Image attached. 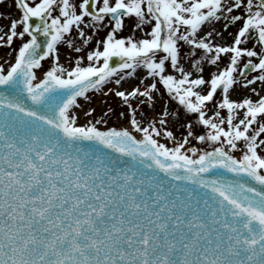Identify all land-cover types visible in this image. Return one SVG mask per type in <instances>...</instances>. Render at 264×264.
Instances as JSON below:
<instances>
[{"label":"snow or ice","instance_id":"6c2138e0","mask_svg":"<svg viewBox=\"0 0 264 264\" xmlns=\"http://www.w3.org/2000/svg\"><path fill=\"white\" fill-rule=\"evenodd\" d=\"M0 5V264H264V0Z\"/></svg>","mask_w":264,"mask_h":264},{"label":"rangeland","instance_id":"374dc122","mask_svg":"<svg viewBox=\"0 0 264 264\" xmlns=\"http://www.w3.org/2000/svg\"><path fill=\"white\" fill-rule=\"evenodd\" d=\"M7 3H11V0H6ZM3 6L0 5V8H2ZM109 103H112L113 104V107L114 108H117V111H119L120 109L117 107V105L115 103H113L111 97L109 98ZM93 107H96L97 108V113H99L102 105L100 103V100L98 98H96L94 100V103L92 105ZM124 125V126H127L126 123L123 122V120L121 118H119L118 116H112L109 120V124L108 125H100L101 127H108V126H121V125Z\"/></svg>","mask_w":264,"mask_h":264},{"label":"water","instance_id":"95a60500","mask_svg":"<svg viewBox=\"0 0 264 264\" xmlns=\"http://www.w3.org/2000/svg\"><path fill=\"white\" fill-rule=\"evenodd\" d=\"M3 90V88L2 87H0V91H2Z\"/></svg>","mask_w":264,"mask_h":264}]
</instances>
